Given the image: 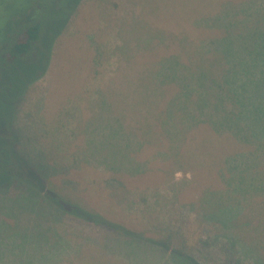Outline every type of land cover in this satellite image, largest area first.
Here are the masks:
<instances>
[{
  "label": "trees",
  "instance_id": "1",
  "mask_svg": "<svg viewBox=\"0 0 264 264\" xmlns=\"http://www.w3.org/2000/svg\"><path fill=\"white\" fill-rule=\"evenodd\" d=\"M80 1L0 0V74L3 72L6 78V84L1 88L0 94L1 103L8 102L10 113L13 110L11 99L22 97L33 82L47 73L59 40L65 32L69 33L72 26L76 25L73 15L76 14ZM115 1L99 0V12L103 10L104 15L101 26L103 23L107 26L109 20L105 18L106 10L126 8L129 10L128 13H132L134 6L145 3L133 0ZM182 1L185 0H161L158 4L160 10L149 11L148 18L146 17L148 21L150 20L149 34H152L153 41L146 54L151 53L154 58H159L161 64L163 61L168 71L169 64L176 67H172V70L177 77L179 72L186 77L182 66L193 64L191 71L187 69L189 81L181 85L182 95L177 93L174 99H166L164 87L171 85L175 88L172 81L176 78L168 76L161 79V72L159 73L155 86L157 97L152 93L149 94L150 98L156 99L153 102L152 112L158 119L154 126L140 125L139 121L126 118L125 114L111 116L109 107L105 106L109 102L101 95V108L95 110L88 108L84 111L86 113L91 111L97 118L88 119L82 129L80 122L83 119L77 106L82 97L79 96L80 94L75 95L76 97L71 96L68 102L71 101L72 105L64 109L66 114H61V118L64 119H59L58 116L52 131L41 118H38L39 126L44 127L40 137H47L50 134L54 136L56 144L66 143L67 147L82 138V143L68 155L61 154L49 143L44 145L43 141H36L32 137L28 138L26 143L33 142L35 149L25 145L20 151H16L13 145L19 133L11 128L9 120L5 124L6 127L0 128L2 136L8 143L7 148L1 152V154L5 152L6 155H0L2 169L0 186L15 178L42 193L59 214L120 234L125 238L123 240L125 243L136 242L131 243L133 246L147 245L153 251L155 248H160L162 251L170 250L172 253L170 259L174 260V264H196L192 258L195 255L192 251L197 242H203V240L198 241L200 235L195 238L196 242L192 246L177 242L176 247L170 249L159 240L146 238L138 232L106 219L102 216V212L89 209L79 197L76 198L75 184L70 187L71 191H74L71 193L73 197H69L59 194L58 191L53 192L51 190L53 186L48 188L52 183L48 181L46 186L44 179L59 172H68L70 169H80L85 166L99 172H109L113 176H121L120 179L106 180V185L126 190V181L145 176L153 167L161 166L162 171V166L178 165L173 163L174 159L178 158L177 169L186 171L184 167H188L195 173L193 180L198 185L203 178L199 173L201 167L197 168L193 158L180 152V149L189 141L193 146V142L198 141L196 139L198 134L201 140L208 133L202 139L211 138L210 140L215 142L214 146L220 147H214L206 153L208 164L203 170L208 172L212 167L217 182L222 185L212 190H210L211 186L203 188L197 204L183 207L187 212H193L198 216L204 226L214 225L213 227L217 228L210 232L205 243H209V238L215 241L221 237L220 235L226 236L232 243L233 239L240 242L238 251L243 255L264 261V238L258 231L251 237L245 234L248 230L246 226L248 221L245 218L249 205L253 203L252 201L254 205L258 204L255 199H261V205L264 203V129L262 127L264 123V0H240L237 3L224 1L218 4V8L213 7L215 11L207 12L203 9L194 10L192 5L196 0L183 3ZM211 4L212 0H208L207 5ZM195 5L199 7L197 2ZM150 14L152 15L149 17ZM159 19L166 20L167 25L165 23L164 27L158 28L151 23V20ZM109 23L110 20L108 25ZM211 28L222 29L223 36L196 42L199 38V30ZM111 32L113 33L114 30L112 29ZM113 35L116 36L115 33ZM106 36L107 34L100 33H89L85 36V48H92L88 50V66L92 69L103 63L113 66L114 60L116 61L120 45L117 43L112 48L110 38L106 41L101 38ZM172 47H176V52H171ZM146 49L143 48L145 51ZM185 53L188 55L184 60ZM180 58L183 64L180 63ZM101 73V70L94 71V75ZM163 73H165L164 69ZM91 78H94L92 70L87 73L86 85ZM101 82L103 83V79L94 89L98 95L99 88L101 89L103 85ZM106 84L104 82V85ZM193 89L199 91L203 99L207 100L205 110L207 108L215 113L212 104L217 102V107L221 109L218 114L222 113L223 118L228 116L229 120H209L203 115L202 107L184 106L183 103L190 97ZM182 99L183 103L182 101L180 103ZM73 108L77 112L76 115L73 114L74 111L71 113ZM60 110L61 108L57 109V113ZM231 121L235 122L237 129L227 124V122L232 123ZM63 128L65 131L60 132ZM99 131L101 134H98ZM217 137L218 140L230 138L228 146L231 151L224 150L227 141L220 143ZM231 146L242 150H232ZM144 153L147 155L143 156ZM30 164H34V167ZM168 173L171 176V169ZM191 182L187 179L174 181L171 184L174 185L171 195L179 194L177 186L182 188ZM60 189L63 190L64 187ZM146 195L148 200L156 197L154 203L156 207L160 206L159 211L165 208V204L159 199H163L160 193L153 194L147 191ZM27 204L17 202L6 206L5 211L16 220L24 211L34 212L39 219H44L48 215L47 209L42 211L40 207L34 208ZM135 205L136 203H131L128 208L133 209ZM35 224V227H41L39 220ZM262 224L264 225V219ZM263 225L261 228L264 231ZM42 230L44 231L43 228ZM165 235L168 242L175 237L171 229H167Z\"/></svg>",
  "mask_w": 264,
  "mask_h": 264
},
{
  "label": "rangeland",
  "instance_id": "2",
  "mask_svg": "<svg viewBox=\"0 0 264 264\" xmlns=\"http://www.w3.org/2000/svg\"><path fill=\"white\" fill-rule=\"evenodd\" d=\"M133 1L145 2L143 3L145 6H134L132 13H128L129 10L126 8L106 10L105 18H109L110 23L108 25V20L107 26L103 23L102 26L104 27H102L101 20L104 15L102 14L101 6L102 12H99V0H81L76 14L73 15L76 25L72 26L70 30L68 27L69 33L65 32L66 34L64 33L59 40L58 46L53 52V62L47 73L33 82L22 97L16 100L11 99L13 101L11 113L8 102L5 104L1 103L0 94V128L5 126L6 122L10 120L11 128L13 127L15 132L19 133L18 139L13 145L16 151H20L25 145L35 149L33 142L26 143L27 139L32 137L36 141H43L44 145L49 143L61 154L67 153L69 155L72 153L82 143V138H79L68 147L66 143L62 145L56 144L54 136L50 134L47 137H40L44 132V127L41 128L38 121V118H41L48 125V129L52 131V126L58 116L59 119H64L61 118V114H66L64 109L68 105H72L71 101L68 102L71 96L80 94L79 96L82 97L80 99L81 102L78 104L77 101L76 104H78V109L81 111L83 120H81L80 125L84 129L88 119L97 118L91 111L90 113L84 111L88 108L91 110L101 108V95L103 99L109 102L105 106L109 107L111 116L125 114L126 118L139 121L140 125L154 126L158 119L157 115L152 112L153 102L156 99L150 98L149 94L152 93L157 97L155 86L160 72L161 79L168 76L176 78L172 81L176 89L171 85L164 87L166 99H174L177 93L182 95L181 85L189 81L187 69L191 71L193 64L182 66V69L186 72V77L181 75V72L178 73L177 77L175 71L172 70V67H176L169 64L168 71L165 69L163 61L161 64L159 63V58H154L151 53L146 54L147 50L153 45L152 34H149L151 25L150 20H147V14L152 10H160L158 9V4L161 0ZM185 1L190 2L191 0ZM185 1H182V3ZM224 1L237 3L240 0H212L210 6L207 5L208 0H196L199 7H196V2L192 7L198 11L199 9H203L204 12L215 11L213 7L218 8ZM113 2L116 1L113 0ZM126 4L128 5L129 3L126 1ZM118 5L122 6L121 4ZM139 18L141 19L139 20ZM137 20H139V23H137ZM151 23H154L158 28L164 27L165 23L167 25L166 20L161 19L151 20ZM220 28L199 30V38H197L196 42L223 36V31ZM112 29L116 36L111 32ZM89 33L107 34L106 38H101L105 41L110 38L112 48L117 43L120 45L119 53L116 55V61L114 60L113 66H109L106 63L95 69L88 66V52L92 48L86 49L84 44H86L85 36ZM143 48H147L146 51ZM171 52H176V47H172ZM187 55V53L183 54L184 60ZM145 61L149 63H143ZM182 61L180 58L181 64H183ZM163 69L166 74L163 73ZM90 70H92L94 78L88 80L87 86L85 78ZM100 70L101 74L94 75V71L100 72ZM0 75L1 91V88L6 84V78L3 72ZM108 75L110 76L108 77ZM102 79V90L99 88L98 95L94 89ZM104 82L107 84L104 85ZM88 87L89 89L87 90ZM51 90L53 91L51 92ZM50 92L54 95L51 96ZM94 97L96 98L92 99ZM190 97L184 103L183 99L180 100V103L182 101L186 107H202L204 109L203 115L206 119L229 120L228 116L223 118L222 113L218 114L221 109L217 107V102L212 104L214 105L213 110L215 109V113L210 112L207 108L205 110L207 100L203 99L199 91H191ZM60 108L61 110L57 113V109ZM73 111L75 112L76 110L73 108L71 113ZM73 114L76 115L77 112ZM229 122H227L228 125L234 128L237 127L235 122ZM67 126L71 127V125ZM262 127L264 129V123ZM65 128L60 129V132L65 131ZM98 134H101V131ZM202 138L200 140V134H198V137H196L198 141L193 142L194 147L189 141L188 143L185 142L183 148L180 149V152L193 158L197 168L201 167L199 173L202 174L203 178L198 185L193 180L195 173L189 170L188 167H184L186 171L177 169L179 168L178 158L174 159V162L172 161L178 165L162 166V171L161 166L158 168L153 167L152 171L145 176L126 181V190L106 185V180L120 179L121 176H113L109 172H99L85 166L80 169H70L68 172H59L57 175L45 178V185L47 186V182L50 181L52 184L48 188L53 186L51 188L53 192L58 191L59 194L62 193L73 197L71 193H74V191L72 192L70 187L75 184L76 188L74 190H77L75 191L77 193L76 198L79 197L81 202H84L89 209L102 212V216L106 219L138 232L146 238L159 240L170 249L176 247L175 244L177 242L192 246L196 242L195 238L200 235L198 241L203 240V242H197L192 251L195 254L192 258L196 264H256L257 262L264 264L263 260L261 262L257 258L243 255L238 251L240 242L235 241V239H233L234 242L232 243L226 236L220 235L221 237L215 241L209 238V243H205L208 241L207 236H210V232L217 228H214V225L204 226L198 216L193 212H187L185 207H183L184 205L197 204L203 188L211 186L210 190H212L220 188L222 185L217 182L216 173L215 171L212 172V167L208 172L203 170L208 164V155L206 153L215 147V142L210 140L211 138L207 140ZM229 139L222 138L218 140L217 137L220 143L227 141L224 150L231 151L228 146ZM7 145V141L0 132L1 156L6 155L5 152L3 154L1 152L7 148ZM218 147L220 146L217 145L215 148ZM235 149L236 151L242 150L239 147H235ZM235 149L232 147V150ZM146 155V153L143 154V156ZM30 165L34 167V164ZM170 169L172 172L171 176L168 173ZM0 170H2L1 167ZM195 172L198 173V171ZM0 175L2 176V171H0ZM182 179L192 182L182 188L177 186L179 194L172 196L171 189L174 185L171 184ZM62 187H64L63 190L60 189ZM147 191L162 195L163 199L159 198L165 204V208L163 207L162 211H159L160 206L156 207L154 203L156 197L148 200ZM256 201L258 204L254 205V201H252L253 203L249 205L247 210L245 219L248 221L246 223L248 230L245 234L247 237H251L258 231L260 236L264 238V231L261 228L264 219V203L261 205V199H255ZM17 202L28 203L27 205H31L34 208L40 207L42 211L47 209L48 215L44 219H39L34 212L24 211L16 220L5 209L6 206ZM131 203H136L133 209L128 208ZM55 210L54 206L43 197L42 193L23 184L20 180L14 178L7 184L0 186V264H174V260L170 259L172 254L170 250L162 251L160 248H155V251H153L147 245L133 246L131 243L136 242L129 241L125 243L123 241L125 238L120 234H115L113 231L94 226L80 219L59 214ZM56 214L59 216L56 217ZM37 220H39L41 227H35ZM167 229L173 230L175 234V237L170 242L165 237Z\"/></svg>",
  "mask_w": 264,
  "mask_h": 264
}]
</instances>
